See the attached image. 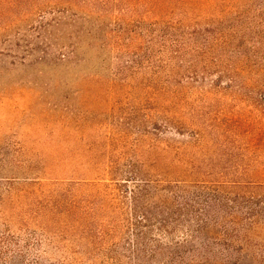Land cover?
<instances>
[{
  "label": "rangeland",
  "instance_id": "obj_1",
  "mask_svg": "<svg viewBox=\"0 0 264 264\" xmlns=\"http://www.w3.org/2000/svg\"><path fill=\"white\" fill-rule=\"evenodd\" d=\"M152 4H0V170L4 177L16 174L36 182L17 180L9 188L0 181L11 193L8 205L0 207V232L26 243L23 264H133L132 254L122 249L132 243L126 227L128 195L119 177L131 170H144L161 186L185 182L264 197L259 117L251 118L254 131L236 132L223 110L238 103L189 92L184 102L167 106L155 96V86L165 81L147 57L175 48L154 42ZM171 4H234L226 15L242 17L245 28L238 29L249 38L264 17V0ZM238 4L246 8H235ZM124 28L129 35L119 34ZM263 49L244 44L209 50ZM179 51L208 50L187 44ZM171 120L182 126L180 134L176 127L167 128ZM252 244L264 262V230Z\"/></svg>",
  "mask_w": 264,
  "mask_h": 264
},
{
  "label": "trees",
  "instance_id": "obj_2",
  "mask_svg": "<svg viewBox=\"0 0 264 264\" xmlns=\"http://www.w3.org/2000/svg\"><path fill=\"white\" fill-rule=\"evenodd\" d=\"M151 1L152 14L157 18L150 24L152 33L157 35L154 42L162 40L161 47L168 43L166 47L175 48L171 53L147 57L165 81L155 86V96L162 97L167 106L184 102L189 92L209 100L229 99L240 106L223 110L234 120L231 129L236 132L246 129L250 133L255 129L251 118L256 122L259 117L264 130V49L257 52L209 50L244 44L264 48V17L259 31L254 28L258 31L253 32L255 36L249 38L247 34L246 38V33L238 29L245 28L243 18L231 19L226 15L234 9V4L182 5L171 4L175 0H166L165 4L159 3L162 0ZM22 2L25 0H0V4ZM181 7L186 8L181 10ZM235 8L246 6L238 4ZM85 16L93 20L90 14ZM125 31L130 34L127 28L119 34ZM187 44L208 51H179ZM70 54L73 55V50ZM60 55L65 60L66 55ZM173 127L179 134L182 132L179 129L182 126H175L171 120L167 128ZM213 129L217 132L215 126ZM2 171L0 181L9 188L17 180H31L30 185L36 183L27 176L4 177L7 174ZM119 177L125 183L122 191L128 195L130 216L126 227L130 229L132 243L131 249H122L132 254L133 264H264L262 254L254 252L257 246L252 244L258 232L264 230V197L185 182L161 186L141 169L121 173ZM9 192L0 183V207L8 205ZM28 249L26 243L22 245L16 237L0 232L1 264H23Z\"/></svg>",
  "mask_w": 264,
  "mask_h": 264
}]
</instances>
